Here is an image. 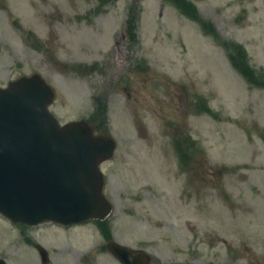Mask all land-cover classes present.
Segmentation results:
<instances>
[{
    "label": "rangeland",
    "instance_id": "rangeland-1",
    "mask_svg": "<svg viewBox=\"0 0 264 264\" xmlns=\"http://www.w3.org/2000/svg\"><path fill=\"white\" fill-rule=\"evenodd\" d=\"M188 1L0 0V86L38 73L62 124L116 140L110 237L151 264H264V0ZM106 242L95 221L0 214L8 264H43L38 243L47 264H122Z\"/></svg>",
    "mask_w": 264,
    "mask_h": 264
},
{
    "label": "water",
    "instance_id": "water-1",
    "mask_svg": "<svg viewBox=\"0 0 264 264\" xmlns=\"http://www.w3.org/2000/svg\"><path fill=\"white\" fill-rule=\"evenodd\" d=\"M54 97L40 74L0 87V213L26 224L104 220L113 206L100 166L116 141L86 120L60 125L48 108ZM38 247L46 262L47 250ZM107 248L123 264L151 262L146 250L115 240Z\"/></svg>",
    "mask_w": 264,
    "mask_h": 264
},
{
    "label": "trees",
    "instance_id": "trees-1",
    "mask_svg": "<svg viewBox=\"0 0 264 264\" xmlns=\"http://www.w3.org/2000/svg\"><path fill=\"white\" fill-rule=\"evenodd\" d=\"M179 6L180 8L185 12V13H190V12H195V6L193 3H191L190 1L188 0H179ZM197 20H201L200 17L197 19ZM202 25L205 26V29H209L208 28V25H206V23H202ZM241 45L237 46L235 45L234 46V52L232 53L231 55V59L233 61V63L238 67V68H241L245 73L248 74V72L250 73V76H251V80L252 79V75H253V69L248 66L247 64V61H245V59L242 58V50ZM249 75V74H248ZM182 152L184 153V160H186V156L188 155V152L187 151H184L182 150ZM100 226L101 228L103 229V233L105 234V236L109 237L110 236V233H109V230H107V225L104 223V222H101L100 223Z\"/></svg>",
    "mask_w": 264,
    "mask_h": 264
}]
</instances>
